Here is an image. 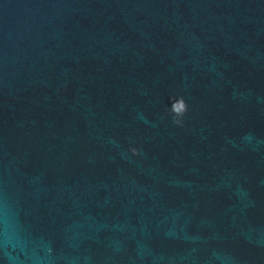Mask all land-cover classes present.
<instances>
[{"label":"clouds","instance_id":"1","mask_svg":"<svg viewBox=\"0 0 264 264\" xmlns=\"http://www.w3.org/2000/svg\"><path fill=\"white\" fill-rule=\"evenodd\" d=\"M186 111V104L184 100L178 99L172 104V112L175 113L178 116L183 115V113ZM179 122V121H177Z\"/></svg>","mask_w":264,"mask_h":264}]
</instances>
